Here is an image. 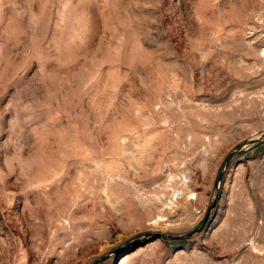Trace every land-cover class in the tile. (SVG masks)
Returning <instances> with one entry per match:
<instances>
[{"label":"rangeland","instance_id":"obj_1","mask_svg":"<svg viewBox=\"0 0 264 264\" xmlns=\"http://www.w3.org/2000/svg\"><path fill=\"white\" fill-rule=\"evenodd\" d=\"M0 264H264V0H0Z\"/></svg>","mask_w":264,"mask_h":264},{"label":"water","instance_id":"obj_2","mask_svg":"<svg viewBox=\"0 0 264 264\" xmlns=\"http://www.w3.org/2000/svg\"><path fill=\"white\" fill-rule=\"evenodd\" d=\"M158 237H159V235H156V236H155V238H158Z\"/></svg>","mask_w":264,"mask_h":264}]
</instances>
